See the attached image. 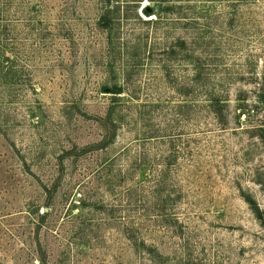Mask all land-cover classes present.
<instances>
[{
    "label": "rangeland",
    "instance_id": "rangeland-1",
    "mask_svg": "<svg viewBox=\"0 0 264 264\" xmlns=\"http://www.w3.org/2000/svg\"><path fill=\"white\" fill-rule=\"evenodd\" d=\"M0 264H264V0H0Z\"/></svg>",
    "mask_w": 264,
    "mask_h": 264
},
{
    "label": "trees",
    "instance_id": "trees-1",
    "mask_svg": "<svg viewBox=\"0 0 264 264\" xmlns=\"http://www.w3.org/2000/svg\"><path fill=\"white\" fill-rule=\"evenodd\" d=\"M99 22H101V25L107 24V18L105 16H103V17L101 16ZM120 92H121V89L117 88L116 92H114V93L119 94Z\"/></svg>",
    "mask_w": 264,
    "mask_h": 264
}]
</instances>
